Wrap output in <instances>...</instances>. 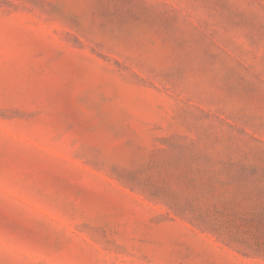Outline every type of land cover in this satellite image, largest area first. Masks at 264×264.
<instances>
[{
	"label": "rangeland",
	"instance_id": "374dc122",
	"mask_svg": "<svg viewBox=\"0 0 264 264\" xmlns=\"http://www.w3.org/2000/svg\"><path fill=\"white\" fill-rule=\"evenodd\" d=\"M0 264H264V0H0Z\"/></svg>",
	"mask_w": 264,
	"mask_h": 264
}]
</instances>
